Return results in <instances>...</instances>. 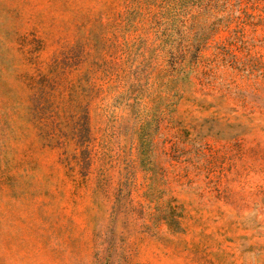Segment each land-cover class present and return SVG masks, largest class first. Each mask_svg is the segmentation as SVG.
<instances>
[{
    "label": "rangeland",
    "instance_id": "374dc122",
    "mask_svg": "<svg viewBox=\"0 0 264 264\" xmlns=\"http://www.w3.org/2000/svg\"><path fill=\"white\" fill-rule=\"evenodd\" d=\"M0 264H264V0H0Z\"/></svg>",
    "mask_w": 264,
    "mask_h": 264
}]
</instances>
